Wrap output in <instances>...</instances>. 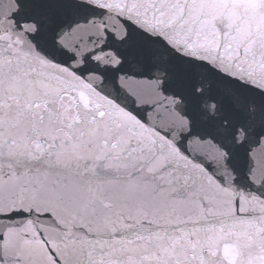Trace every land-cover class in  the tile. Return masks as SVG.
<instances>
[{
	"label": "snow or ice",
	"instance_id": "obj_1",
	"mask_svg": "<svg viewBox=\"0 0 264 264\" xmlns=\"http://www.w3.org/2000/svg\"><path fill=\"white\" fill-rule=\"evenodd\" d=\"M252 145L264 0L0 7V264H264Z\"/></svg>",
	"mask_w": 264,
	"mask_h": 264
},
{
	"label": "water",
	"instance_id": "obj_2",
	"mask_svg": "<svg viewBox=\"0 0 264 264\" xmlns=\"http://www.w3.org/2000/svg\"><path fill=\"white\" fill-rule=\"evenodd\" d=\"M8 2V0H0V7H2L4 4H6ZM149 111H151V109H149ZM252 149H254L255 151L253 152V157L256 161H259L262 158V154L261 153V149L259 146L257 145H252ZM250 149V151L252 150Z\"/></svg>",
	"mask_w": 264,
	"mask_h": 264
}]
</instances>
